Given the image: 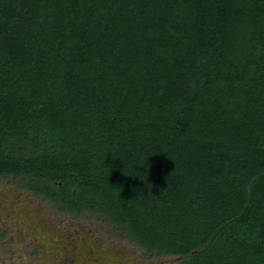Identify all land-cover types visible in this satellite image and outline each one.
I'll return each instance as SVG.
<instances>
[{
	"label": "trees",
	"instance_id": "16d2710c",
	"mask_svg": "<svg viewBox=\"0 0 264 264\" xmlns=\"http://www.w3.org/2000/svg\"><path fill=\"white\" fill-rule=\"evenodd\" d=\"M179 264H264V0H0V178Z\"/></svg>",
	"mask_w": 264,
	"mask_h": 264
},
{
	"label": "rangeland",
	"instance_id": "374dc122",
	"mask_svg": "<svg viewBox=\"0 0 264 264\" xmlns=\"http://www.w3.org/2000/svg\"><path fill=\"white\" fill-rule=\"evenodd\" d=\"M20 177L0 178V264H179L129 242L90 211L77 216L22 189Z\"/></svg>",
	"mask_w": 264,
	"mask_h": 264
}]
</instances>
